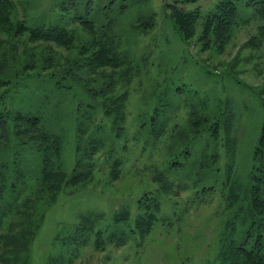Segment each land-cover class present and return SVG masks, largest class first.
Masks as SVG:
<instances>
[{
    "label": "rangeland",
    "instance_id": "374dc122",
    "mask_svg": "<svg viewBox=\"0 0 264 264\" xmlns=\"http://www.w3.org/2000/svg\"><path fill=\"white\" fill-rule=\"evenodd\" d=\"M13 1V23L71 28L82 39L89 34L75 17L100 28L111 23L131 64L127 86L114 76L115 91L128 89L118 130L113 116L104 113L103 96L92 91L106 86L105 78L44 71L38 65L42 39L29 32L15 39L0 33L7 72L0 111L39 117L44 129L61 139L67 176L76 165L78 128L85 129V146L90 135L103 143L87 184L65 185L54 201L38 204L41 219L18 264H51L60 256L67 264H219L223 238L244 243L251 224L247 189L253 150L264 119V27L261 32L259 22L239 26L224 46L212 43L206 49L196 36L180 37L167 15L166 4L173 0H77L75 6L71 0ZM218 1L186 0L184 7L207 13ZM236 5L240 18L249 16L242 1ZM33 61L37 66L25 70ZM205 117L221 120L218 138L206 130L194 136L191 123ZM16 151L28 174L37 176L41 157L29 144L20 147L11 138L0 162H10ZM118 159L119 176L113 177L110 167ZM154 168L173 182L172 191H157L160 181L153 182L149 170ZM154 190L163 199L144 232L133 212L137 199ZM126 207L130 217L116 214ZM87 213L100 217L85 220L80 236L78 229L73 233Z\"/></svg>",
    "mask_w": 264,
    "mask_h": 264
},
{
    "label": "trees",
    "instance_id": "16d2710c",
    "mask_svg": "<svg viewBox=\"0 0 264 264\" xmlns=\"http://www.w3.org/2000/svg\"><path fill=\"white\" fill-rule=\"evenodd\" d=\"M237 1H242L250 8V14L246 18L239 17ZM76 2L77 0H71V6H75ZM184 3L180 5L178 0L167 3V15L182 39L191 40L196 36L199 41H204L203 48L206 49L210 48L212 43L224 46L229 41L231 33L239 26L259 22L260 29L264 27V0H219L215 10L207 13H202L198 7L187 10ZM13 10V0H0V33L15 39V36L29 32L31 37L42 39L44 51L43 55L39 56L38 65L44 71L50 70L53 74L72 76L78 75L81 71L90 77L100 75L105 78L106 86L99 91H92L103 96L104 113L112 115L116 128L122 129L128 89L115 91L117 80L114 76L119 75V79L127 86L131 79V64L119 50L120 41L111 31V23L108 29L100 28L86 17H75V24L80 25L89 34L82 39L76 37L75 30L71 28L33 27L22 19L13 23L11 20ZM1 47L0 45V50ZM59 48H64L66 53L58 52ZM5 60L6 56L0 51V84L5 82L2 78L6 72ZM36 64L33 61L32 64L25 65V70L35 68ZM219 122L221 120L217 118L205 117L204 121L199 122L201 126L192 122L191 131L197 136L202 130H206L216 139L222 129ZM84 136L85 129L78 128L76 165L70 176H67L61 168V139L55 134L48 133L39 117L18 110L0 111V152L13 138L20 147L28 144L33 146L41 157L40 172L34 178L28 174L26 164H22L18 151L14 153L10 162H0V261L3 264H18L21 254H27L38 221L41 219L37 210L38 204L54 201L65 185H85L92 179L96 166L94 157L101 152L103 143L90 135L85 146ZM84 155L87 157L85 162L82 161ZM170 160L171 165L173 156ZM121 165L119 159L111 165L110 174L113 177L119 176ZM170 168L173 169V166ZM149 170L153 182L160 181V187H156L157 191L167 192L172 181L163 176L164 172L161 170L156 168ZM169 190L172 191L171 187ZM247 194V211L251 217L247 240L244 243H236L234 239L223 238L218 255L219 264H264V119L253 150V166ZM144 195L147 198L143 199L141 196L137 199L133 217L134 222L140 225L138 227L147 232L151 228L153 218L157 217L163 198L155 190L152 194L145 192ZM122 210L116 214L124 212L123 217L131 216L129 208ZM94 217L100 216L90 213L82 215V224L80 223L82 227L80 224L76 225L73 233L78 229L80 236L85 231L84 221H92ZM60 257L51 264H67Z\"/></svg>",
    "mask_w": 264,
    "mask_h": 264
},
{
    "label": "bare ground",
    "instance_id": "6f19581e",
    "mask_svg": "<svg viewBox=\"0 0 264 264\" xmlns=\"http://www.w3.org/2000/svg\"><path fill=\"white\" fill-rule=\"evenodd\" d=\"M222 135V134H221Z\"/></svg>",
    "mask_w": 264,
    "mask_h": 264
}]
</instances>
